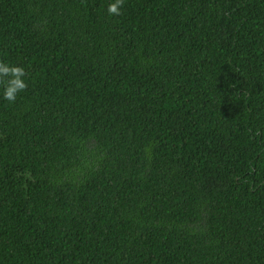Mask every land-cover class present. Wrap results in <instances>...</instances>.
I'll list each match as a JSON object with an SVG mask.
<instances>
[{"label": "trees", "instance_id": "16d2710c", "mask_svg": "<svg viewBox=\"0 0 264 264\" xmlns=\"http://www.w3.org/2000/svg\"><path fill=\"white\" fill-rule=\"evenodd\" d=\"M0 0V264H264V0Z\"/></svg>", "mask_w": 264, "mask_h": 264}, {"label": "clouds", "instance_id": "9594fccd", "mask_svg": "<svg viewBox=\"0 0 264 264\" xmlns=\"http://www.w3.org/2000/svg\"><path fill=\"white\" fill-rule=\"evenodd\" d=\"M124 0H109L106 11L109 15L119 16ZM27 87L24 67L0 60V100L14 103L17 96Z\"/></svg>", "mask_w": 264, "mask_h": 264}]
</instances>
